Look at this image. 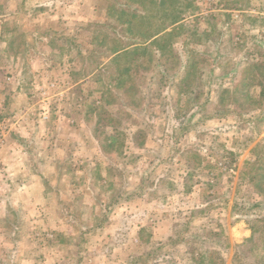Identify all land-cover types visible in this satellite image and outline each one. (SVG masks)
I'll return each mask as SVG.
<instances>
[{
  "label": "rangeland",
  "instance_id": "obj_1",
  "mask_svg": "<svg viewBox=\"0 0 264 264\" xmlns=\"http://www.w3.org/2000/svg\"><path fill=\"white\" fill-rule=\"evenodd\" d=\"M150 250L264 264V0H0V264Z\"/></svg>",
  "mask_w": 264,
  "mask_h": 264
},
{
  "label": "trees",
  "instance_id": "obj_2",
  "mask_svg": "<svg viewBox=\"0 0 264 264\" xmlns=\"http://www.w3.org/2000/svg\"><path fill=\"white\" fill-rule=\"evenodd\" d=\"M174 23V22H171L170 25ZM169 25V24H168ZM168 25H165L163 27H160V29H156L154 32H151L147 37H145L144 39L145 40H148V39H152L153 37H157L158 35H160L159 33H161L163 30H165V28L168 26ZM123 47L119 48V49H115L112 53H115V52H119L120 50H122ZM144 230V229H142ZM141 230V231H142ZM156 244L158 246H161V244H163V242H156ZM156 245V246H157ZM154 253V250H150L146 253H142V254H138V255H133L132 257L129 258V261L127 262V264H137V263H140L142 262L145 258H146V255H152Z\"/></svg>",
  "mask_w": 264,
  "mask_h": 264
}]
</instances>
